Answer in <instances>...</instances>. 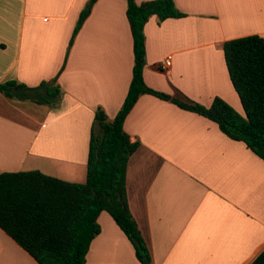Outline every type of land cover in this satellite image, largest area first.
<instances>
[{
	"label": "crops",
	"instance_id": "obj_1",
	"mask_svg": "<svg viewBox=\"0 0 264 264\" xmlns=\"http://www.w3.org/2000/svg\"><path fill=\"white\" fill-rule=\"evenodd\" d=\"M89 1L0 0V83L56 78L63 89L54 105L0 91V172L86 180L96 110L116 116L135 62L127 0H96L70 44ZM174 1L184 16L153 15L145 24L146 84L206 106L220 96L243 114L223 43L264 36V0ZM124 128L140 142L127 194L151 264H251L264 250V159L217 122L150 93L140 95ZM98 221L85 264H142L109 212ZM0 264L40 263L0 227Z\"/></svg>",
	"mask_w": 264,
	"mask_h": 264
},
{
	"label": "trees",
	"instance_id": "obj_2",
	"mask_svg": "<svg viewBox=\"0 0 264 264\" xmlns=\"http://www.w3.org/2000/svg\"><path fill=\"white\" fill-rule=\"evenodd\" d=\"M96 0L81 11L70 44L90 14ZM159 21L185 15L174 0H127V17L133 35L135 62L127 96L113 119L99 107L84 182L68 181L39 169L0 172V227L40 264H85L91 242L100 233L98 217L107 211L132 242L142 264L153 261L151 249L128 202L127 169L130 156L140 146L132 141L124 121L143 93L172 100L179 107L218 123L230 138L243 141L264 159V36L252 34L223 43L229 74L245 116L222 97L209 106L181 92L171 95L148 86L144 80L145 24L151 16ZM9 98L54 105L63 94L56 78L29 86L16 79L0 83ZM251 264H264V250Z\"/></svg>",
	"mask_w": 264,
	"mask_h": 264
},
{
	"label": "built area",
	"instance_id": "obj_3",
	"mask_svg": "<svg viewBox=\"0 0 264 264\" xmlns=\"http://www.w3.org/2000/svg\"><path fill=\"white\" fill-rule=\"evenodd\" d=\"M170 64H171V60H170V58H166V59L162 62V66H163V68H167Z\"/></svg>",
	"mask_w": 264,
	"mask_h": 264
},
{
	"label": "rangeland",
	"instance_id": "obj_4",
	"mask_svg": "<svg viewBox=\"0 0 264 264\" xmlns=\"http://www.w3.org/2000/svg\"><path fill=\"white\" fill-rule=\"evenodd\" d=\"M242 115H244L245 116V111L243 110V114Z\"/></svg>",
	"mask_w": 264,
	"mask_h": 264
}]
</instances>
